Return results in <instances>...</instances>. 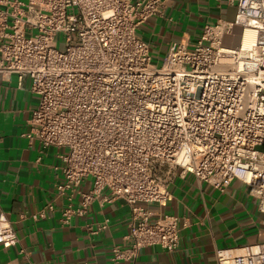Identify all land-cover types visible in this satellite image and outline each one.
<instances>
[{
  "label": "built area",
  "instance_id": "built-area-1",
  "mask_svg": "<svg viewBox=\"0 0 264 264\" xmlns=\"http://www.w3.org/2000/svg\"><path fill=\"white\" fill-rule=\"evenodd\" d=\"M236 1L234 21L205 24L157 64L138 28L165 0H0V79L16 75L38 96L25 135L58 148L60 195L92 183L61 222L98 196L130 207L133 243L114 246L111 264L134 263L148 246L178 248L177 216L150 205L166 206L179 177L221 191L239 180L264 212V0ZM237 26L255 30L253 44L227 43ZM17 242L0 206V246ZM216 259L264 264V240L218 248Z\"/></svg>",
  "mask_w": 264,
  "mask_h": 264
},
{
  "label": "crops",
  "instance_id": "crops-1",
  "mask_svg": "<svg viewBox=\"0 0 264 264\" xmlns=\"http://www.w3.org/2000/svg\"><path fill=\"white\" fill-rule=\"evenodd\" d=\"M237 10L236 0H165L163 14L143 23L138 33L149 44L153 59L161 62L174 42L193 43L205 24L234 21ZM242 40L238 26L226 39L232 47H239ZM37 102L28 81L20 85L16 75L0 79V206L18 236L11 248L0 246V259L9 264H111L114 246L125 249L133 243L130 207L122 199L98 196L84 215L61 222L62 209L70 203L77 206L92 183L85 178L64 195L56 190L64 179L58 148H45L25 135L32 130L30 118ZM171 191L166 206H150L177 216L178 248L148 246L134 263L118 264H218V248L264 240V212L239 180L221 191L188 174L177 178ZM39 212L43 216L34 218Z\"/></svg>",
  "mask_w": 264,
  "mask_h": 264
},
{
  "label": "bare ground",
  "instance_id": "bare-ground-1",
  "mask_svg": "<svg viewBox=\"0 0 264 264\" xmlns=\"http://www.w3.org/2000/svg\"><path fill=\"white\" fill-rule=\"evenodd\" d=\"M256 38V32L251 27H246L243 32V40L242 44L243 46L247 47L254 43Z\"/></svg>",
  "mask_w": 264,
  "mask_h": 264
},
{
  "label": "rangeland",
  "instance_id": "rangeland-1",
  "mask_svg": "<svg viewBox=\"0 0 264 264\" xmlns=\"http://www.w3.org/2000/svg\"><path fill=\"white\" fill-rule=\"evenodd\" d=\"M154 62H156L154 59H153ZM157 64H159L160 62H156Z\"/></svg>",
  "mask_w": 264,
  "mask_h": 264
}]
</instances>
